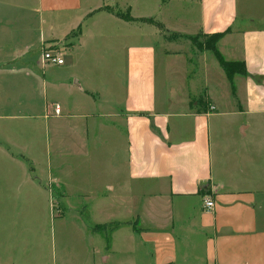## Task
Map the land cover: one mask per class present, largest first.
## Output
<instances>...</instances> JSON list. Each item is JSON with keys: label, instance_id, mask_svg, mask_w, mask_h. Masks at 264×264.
<instances>
[{"label": "crops", "instance_id": "obj_1", "mask_svg": "<svg viewBox=\"0 0 264 264\" xmlns=\"http://www.w3.org/2000/svg\"><path fill=\"white\" fill-rule=\"evenodd\" d=\"M179 1L183 15L170 0H0V264H24L22 242L26 261L45 263L56 188L65 263L264 264V25L250 23L264 22V10L255 15L252 0ZM148 16L157 21L139 20ZM228 28L217 48L245 67L231 83L208 50H192L186 70L166 37ZM56 45L63 63L44 62ZM24 124L40 131L16 135Z\"/></svg>", "mask_w": 264, "mask_h": 264}, {"label": "rangeland", "instance_id": "obj_2", "mask_svg": "<svg viewBox=\"0 0 264 264\" xmlns=\"http://www.w3.org/2000/svg\"><path fill=\"white\" fill-rule=\"evenodd\" d=\"M242 1L243 0H239V4H240L239 7L240 8H241ZM252 2L254 4L253 5L254 14L255 15L260 14L261 11L264 10L263 6H261V5L258 4V0H252ZM180 4L182 5V7H179ZM185 4H186V1L170 0V2L168 3L167 6L169 8L172 7L171 10H173V11L176 10V9L177 10L180 9L178 11L181 12V14L183 15L185 9H181V8H183L185 6ZM118 10H120V9H118ZM120 11L122 13H124V14H127L126 10H120ZM129 16L131 18H133L131 15H129ZM134 19H137V18H134ZM139 20H144V21H148V22H156L157 21V19H156L155 16L143 17V18H140ZM250 23L253 24V25H255V26L264 25V22H262L258 18H255ZM155 30H157V29L155 28ZM160 30H161L162 33H165V29L163 28V26H161V29ZM223 32H225V31H223ZM223 32H218V33H223ZM74 33H75V31L73 32V34ZM167 34L168 35L166 37L168 39H172V40H175L176 41V46L174 47V50L175 49L176 50H180L181 54L183 55L182 60L186 63V65H185V69L186 70L190 69V67H191V65L189 64L190 63L189 59H192V50H195L198 53L200 51H203V52L205 51L206 52V50H203V49L198 48V45L199 44L204 45V43L207 42L208 39H209V36L208 35H210V34H205L202 31H194V32L191 31V32H182V33H180V32H171L170 31ZM57 47H58L57 45L56 46H50V48H57ZM39 52H40V50H37V55H39ZM205 54L207 55V54H211V53L209 51V52H207ZM200 56L201 55L198 54L197 59H199V58L201 59ZM205 58L206 59H203L202 58L201 60L202 61L204 60V62H206V60L208 61V58L207 57H205ZM174 69H176L175 66H174ZM42 72H46V74H53L55 72H56V74L60 73V72L56 71V69H45V70H42L41 68L38 67V73L42 74ZM180 75H181V73L178 74V76L176 74H171V77L170 76L168 77L167 82H168L170 88H172V87H173V89L175 88L176 83H178L180 81V79L178 78ZM160 78H161V75H160ZM191 79H192V76H191ZM194 79H197L198 80L199 78L198 77H195ZM159 82H160V79H159ZM184 82H185L184 83L185 85L183 86V91H185V90H187L189 88L188 87L189 80L188 79H184ZM200 82H202L201 79H199L197 81V85H199ZM202 87H203L202 89L200 87H198V91L203 92L206 87L205 86H202ZM195 98L196 97H193V99H195ZM49 108H50V106H49ZM49 111H51V110H49ZM54 115H56V114H54ZM38 124H40V123L38 122ZM13 127H16V126H13ZM39 127L40 126L39 125L37 126V124H36L35 125V129H30L27 125L24 124L23 127L20 128V131H19L18 128L17 129H12V130H14L15 132H17L16 135H18V132H20V135L22 137H25L26 135H28V133L29 134H31V133L32 134H38V132L40 131ZM27 138L28 137L26 136V139ZM37 151L38 150H34V147H33V149L31 148V152L32 153H35L36 154ZM36 158L40 159L41 157L39 155H37ZM27 166H31V164L28 162ZM25 187H27V186H25ZM70 187L72 188V189H70L72 192H73V190L74 191H77V189H78V183L76 181V178H75V181H72V186H70ZM49 189H50V187H49ZM52 195H53V201H54L53 211H52V214H53L52 215V220L50 218H48L46 220V223L43 225V231H44V234H46L47 246H48L47 247V252L45 251L46 253L45 252L43 253V260L45 262L44 264H46V263L47 264H60V263L61 264H69V263H65L64 260H61L62 251L65 252V250L67 249V248L66 249H62V247L63 248L64 247H67V246H68V248L71 247L70 246V243L64 244V238H65L66 234H63V228L65 226V228L68 229V225L67 224L62 225V220L59 219V214H62L65 211V209L62 208L59 203H57V201H59V197H60V191H59V189H57V188L56 189H52ZM24 200L25 199H23V197L21 196L20 197V203H21V205L19 204L20 209H21V214H22V212H27V214H29L30 208H28V205H25ZM78 202H79L78 201V197L75 196L74 198H71L70 199V203L69 204H71L70 206L73 209H77V208H79V206L74 205V203L76 204ZM56 203L58 205H56ZM0 211H2V208H0ZM22 215H24V214H22ZM71 215H73V214H71V212H70V214L69 215H66V217L71 216ZM26 219H29V222H30V217L29 218L28 217L25 218L24 221H27ZM99 226H101V225H99ZM40 227L41 226L35 227L36 228V233H39L40 232V229H39ZM16 230H17V232H20L22 234V238H23V235L26 234V232H24L25 231V227H23V225L17 226V229ZM68 241H69V239H68ZM25 244H26V246L28 248L31 246L29 244V242H24V243L22 242L21 248L20 249L18 248L20 252H18V249H17L16 250L15 257L19 256L20 263H24V264H34V263H31L30 261H26V259H25V258H27L30 255V254L26 255L28 252L26 253V251L24 250V247L23 246ZM27 251H29V250H27ZM75 253H76V248L74 247V254ZM40 259H41V255L39 254V255H37V260H40Z\"/></svg>", "mask_w": 264, "mask_h": 264}, {"label": "trees", "instance_id": "obj_3", "mask_svg": "<svg viewBox=\"0 0 264 264\" xmlns=\"http://www.w3.org/2000/svg\"><path fill=\"white\" fill-rule=\"evenodd\" d=\"M106 9H107V11L113 13L114 15H116L122 19H125V20H131L132 19L128 14H124L120 10H117L115 8L107 7ZM158 27H161V25L158 24ZM228 31H229V28L227 30H225V32H223V33H213V34L208 35L209 36L208 41L205 42L204 45L199 44L198 48L203 49V50H208L211 53H213V55L215 56V58L219 62L220 66L223 68L224 72L226 73L225 74L226 77L228 78L229 82L231 83L232 76L234 75V73H239V74L245 75V67H244V63L241 61L232 62V61L224 60V58L222 57L221 53L219 52V50L217 48L218 41ZM117 225H118V223L101 224V226H99V225L93 226L92 229L104 233V232H109L111 229H114ZM106 238L108 239L107 233H106Z\"/></svg>", "mask_w": 264, "mask_h": 264}, {"label": "built area", "instance_id": "obj_4", "mask_svg": "<svg viewBox=\"0 0 264 264\" xmlns=\"http://www.w3.org/2000/svg\"><path fill=\"white\" fill-rule=\"evenodd\" d=\"M42 59L44 62L51 64L60 65L63 63V58L61 57L59 51L53 48L44 49L42 52ZM51 107L54 114L56 115L60 114V107L58 104H54ZM203 203H204V208L206 210L212 209L214 205L213 200L209 197L204 198Z\"/></svg>", "mask_w": 264, "mask_h": 264}]
</instances>
